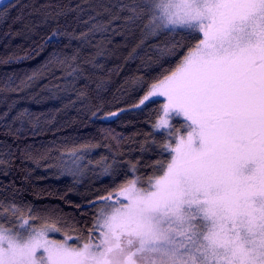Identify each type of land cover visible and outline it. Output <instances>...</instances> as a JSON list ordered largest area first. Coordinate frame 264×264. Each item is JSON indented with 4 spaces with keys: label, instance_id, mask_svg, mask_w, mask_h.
Here are the masks:
<instances>
[{
    "label": "snow or ice",
    "instance_id": "1",
    "mask_svg": "<svg viewBox=\"0 0 264 264\" xmlns=\"http://www.w3.org/2000/svg\"><path fill=\"white\" fill-rule=\"evenodd\" d=\"M121 10L146 18L148 35L194 41L172 45L175 67L133 106L160 104L139 149L157 158L127 161L124 180L88 202L86 235L0 202V264H264V0H132ZM119 173L114 157L101 175Z\"/></svg>",
    "mask_w": 264,
    "mask_h": 264
},
{
    "label": "trees",
    "instance_id": "2",
    "mask_svg": "<svg viewBox=\"0 0 264 264\" xmlns=\"http://www.w3.org/2000/svg\"><path fill=\"white\" fill-rule=\"evenodd\" d=\"M131 2L0 0V202L25 216H61L86 235L94 216L88 202L124 180L127 161L157 158L156 149H139L160 104L133 106L175 67L172 45L194 41L148 35L146 18L133 23L121 10ZM114 157L120 173L101 175Z\"/></svg>",
    "mask_w": 264,
    "mask_h": 264
},
{
    "label": "rangeland",
    "instance_id": "3",
    "mask_svg": "<svg viewBox=\"0 0 264 264\" xmlns=\"http://www.w3.org/2000/svg\"><path fill=\"white\" fill-rule=\"evenodd\" d=\"M159 99H161V100H163L164 101V98L163 97H160ZM183 121H182V118H180V123H182ZM49 238H51V239H57V240H59V239H62V238H54L53 236H51V234H49ZM69 243H73L72 241H69Z\"/></svg>",
    "mask_w": 264,
    "mask_h": 264
}]
</instances>
